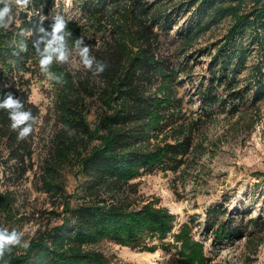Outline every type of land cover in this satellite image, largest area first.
Here are the masks:
<instances>
[{"label":"trees","instance_id":"16d2710c","mask_svg":"<svg viewBox=\"0 0 264 264\" xmlns=\"http://www.w3.org/2000/svg\"><path fill=\"white\" fill-rule=\"evenodd\" d=\"M72 3L77 15L66 18L72 38L82 35L92 54L108 64L99 77L86 72L75 60L76 67L51 66V71L62 77V83L53 81L58 89L61 124L71 131L69 136L59 135L57 144L66 150L75 146L79 137L99 142L81 159V173L89 178L87 200L72 208L62 225L32 241L18 256L13 255L18 247L14 248L0 264H112L102 253L83 246L106 239L155 251L156 245L147 249V239L164 242L170 237L177 246L180 264H210L203 242L192 235L191 223L182 224L179 232L173 233L177 217L167 209L156 208L154 203L133 208L116 194L125 184L157 168L177 173L183 167H195L207 153L206 129L212 117L185 109L181 69L162 53L163 36L177 26L181 16L190 14L176 36L183 54L201 43L213 26L232 19L214 47L210 77L205 76L200 86L204 107L224 97L237 102L233 108L239 104L258 109L264 100V0ZM54 5L53 0H33L29 9L33 15L22 12L19 27L0 30V100L11 92L38 119L39 107L30 101L32 77L43 76L38 58L31 40L27 52L14 56L17 49L13 41L23 39L18 35L20 30L35 27L40 15L46 17L43 26L48 28L55 16H50ZM94 104H99L96 109L100 111L95 127L89 121ZM35 129L36 125L26 140H18L10 129L8 113L0 110V147L7 152L2 164L8 180L11 176L21 180L32 168ZM255 176L263 178L264 174ZM11 201L0 198L3 211H9ZM208 213L212 216L220 211ZM210 220L205 230L213 235L214 244L231 238L228 221L214 225ZM250 222L255 227L264 226L260 216Z\"/></svg>","mask_w":264,"mask_h":264},{"label":"rangeland","instance_id":"374dc122","mask_svg":"<svg viewBox=\"0 0 264 264\" xmlns=\"http://www.w3.org/2000/svg\"><path fill=\"white\" fill-rule=\"evenodd\" d=\"M53 1L50 16L59 14L66 19L77 15L72 0ZM189 17L181 16L177 26L163 36L162 53L172 57L181 69L185 109L212 117L206 129L207 153L195 167H183L177 173L157 168L144 174L125 184L116 197L133 208L154 203L156 208L167 209L177 217L173 233H178L182 224L191 223L192 235L203 242L210 264H264V226L255 227L250 222L259 216L264 219V176H255L264 174V100L257 110L239 104L233 108L237 102L224 97L204 107L200 86L205 76L210 77L214 47L227 33L232 19L213 26L201 43L183 54L176 36ZM57 96L53 82H46L44 76L32 77L30 101L39 107L40 117L32 168L21 180L5 176L2 163L7 152L0 147V198L12 200L9 211L0 207V226L22 231L30 243L62 225L72 208L87 200L89 178L81 173V159L99 144L87 137H79L71 149L64 150L57 144L59 135L71 134L61 124ZM97 106H92L89 116L93 127L100 113ZM213 209L220 214L210 216L208 211ZM208 219L214 225L228 221L231 238L214 244L213 235L205 230ZM147 243V249L156 245V250L125 247L106 239L83 248L102 253L112 264H180L172 237L164 242L147 239ZM22 249L18 247L13 255L18 256Z\"/></svg>","mask_w":264,"mask_h":264},{"label":"clouds","instance_id":"9594fccd","mask_svg":"<svg viewBox=\"0 0 264 264\" xmlns=\"http://www.w3.org/2000/svg\"><path fill=\"white\" fill-rule=\"evenodd\" d=\"M33 0H0V30L10 31L13 25L19 27V14L29 11ZM39 15V13H36ZM45 16L40 15L39 23L33 28L21 29L18 33L23 39L13 41L16 46L14 56L28 51V41L31 40L35 56L38 58L40 73L45 77V81L62 83V77L51 71V66L73 64L75 60L86 72H90L94 77L103 74L108 64L106 61L98 60L92 54V49L85 42L81 35L72 38V33L68 29V22L63 15H55L53 22L48 28L43 26ZM71 40V43H70ZM0 110L8 113L10 129L17 133L18 140H26L33 132L38 117L33 114L31 109L25 108V102L14 96L11 92L6 93L0 100ZM24 233L15 228L9 230L7 227L0 226V261H4L6 254H11L17 247L27 249L30 241L25 240ZM7 264V261H5Z\"/></svg>","mask_w":264,"mask_h":264}]
</instances>
